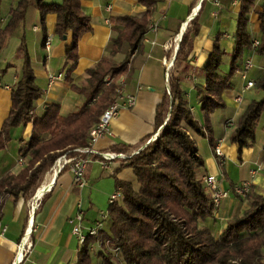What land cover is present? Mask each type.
Here are the masks:
<instances>
[{"label":"crops","instance_id":"1","mask_svg":"<svg viewBox=\"0 0 264 264\" xmlns=\"http://www.w3.org/2000/svg\"><path fill=\"white\" fill-rule=\"evenodd\" d=\"M16 1H9L4 19H1L2 24ZM79 1L82 11L90 18L91 31L78 42V61L72 72L69 73L71 63L65 59V48L72 43V34L67 33L64 39L55 33V14H47L42 27L39 12L30 9L25 22L7 38L0 52V130L11 107V89L20 77L22 59L17 56L16 50L24 38L35 84L42 93L41 98L34 103L32 111V115L39 118L44 115L46 106L51 104L59 105V114L63 117L79 110L86 98L73 91L71 86L83 87L88 78L87 71L102 59L115 64L127 59L129 75L118 81L124 84V92L127 95L135 97V105L121 109L118 117L110 124V134L101 138L94 148L105 154H121L111 150L112 147L120 145L130 147L127 154L142 150L158 135V132H154L157 107L165 93L169 94L166 74L169 75L175 68V57L181 38L191 29L193 20L197 21L199 28L197 35L192 39V49L187 58L189 69L183 72L181 88L193 117L202 126L203 114L197 96V89H203L205 85L202 70L208 63V56L215 43L218 42L225 52L222 66L227 65V69L222 71L224 74L228 72L241 0H158L149 25L150 27L157 24L156 31H150L148 28L135 51L129 53L128 46L123 45L113 57L109 53L115 31L114 26L109 23V18H141L147 8L141 5L139 0ZM60 2L61 0L44 1L47 5ZM261 4L262 0H255L248 14L247 30L252 43H258L260 39V23L256 11ZM16 32L20 35L13 41L12 57L6 60L3 58L4 53ZM47 40L48 49L45 47ZM246 62H250L251 68L244 80L241 71ZM6 65H10V68L1 74ZM168 65L171 67L167 70ZM59 73L63 76L62 80L49 87L48 75ZM262 74L264 56L255 55L253 50L245 51L231 80L230 89L222 94L225 107L210 116V133L205 131L201 136L190 133L204 164L197 171L198 178L202 180L205 176H212L218 180L220 187L228 192V196L216 209L214 217L203 223L215 236L219 235L230 218L249 207L247 198L238 197L233 193L235 186L249 183L252 194L264 195V114L259 120L254 144L243 149L240 156L238 147L230 141L237 120L246 107L264 97V93L254 87L242 92L247 81L255 83ZM238 97L241 98L239 103L235 101ZM167 117L168 115L165 119ZM229 121L233 122V127L227 126ZM31 129V124H28L12 130L9 142L5 148L0 149V177L7 173L17 174L26 163L27 159H21L18 151L21 145L28 142ZM216 147L221 150L223 158L215 155ZM89 159L84 173L85 186L82 188L74 183L68 169L57 172L51 167L49 172L44 173L37 191L45 190L32 216L30 198L14 201L9 197L4 201L0 218V264L15 263L17 247L25 232L30 233L32 249L20 264H75L81 245L72 234L71 220L79 212L83 214L84 233L95 227L98 222H102L101 230L106 232L107 221H102L101 216L107 215V201L116 189L113 175L120 180L134 183L119 176L122 160H115L109 168H104L100 157L90 156ZM134 186L137 187L135 184ZM101 253L113 255V250L108 244H95L90 247L91 256L99 259L102 258ZM113 264L123 263L118 259L113 261Z\"/></svg>","mask_w":264,"mask_h":264},{"label":"trees","instance_id":"2","mask_svg":"<svg viewBox=\"0 0 264 264\" xmlns=\"http://www.w3.org/2000/svg\"><path fill=\"white\" fill-rule=\"evenodd\" d=\"M44 1H16L7 20L0 24V52L7 38L25 22L30 9L39 12L42 27L45 16L52 13L56 15L55 33L60 38L69 32L72 34V43L65 48V59L71 63L70 73L78 61V42L91 31L90 18L82 11L79 0H61L58 4L49 5ZM157 2L139 0L147 8L141 18H109L115 31L110 42L111 57L123 45L128 46L129 53L135 51L148 31ZM254 3L255 0H241L228 72L224 74L221 69L225 52L218 42L202 70L205 85L203 89H197L203 114L202 126L193 117L181 88L183 72L189 69L187 58L192 49V39L198 33L197 21L193 20L191 29L183 34L175 57V68L168 76L169 94L165 93L156 111L154 132L158 135L136 155L122 160L119 167L132 170L137 187L113 175L116 188L121 190V198L109 205L106 218L109 232L101 231L98 237H87L75 264H91L90 247L95 244H108L113 250V255L101 253L103 264H113L118 259L123 264H264V195H254L250 190L243 197L247 198L249 207L230 218L218 236L213 235L203 223L214 217L216 208L197 176V171L204 164L190 134L201 136L205 131L210 133V116L225 107L222 94L230 89L245 51L253 50L255 55L264 56V0L256 11L260 39L254 48L247 30L248 14ZM16 54L22 59L20 77L11 89V107L0 130V149L9 142L13 129L28 124L32 129L28 142L18 151L21 159H27L26 163L17 174L7 173L0 177V218L6 199L28 198L42 175L58 158L65 154L75 156V149L87 146L90 130L116 98L118 80L129 75L127 59L119 64L102 59L87 71L88 78L83 87L71 86L73 91L86 98L79 110L63 117L59 114V105L51 104L39 118L33 116L32 111L42 93L35 84L24 38ZM9 68L10 65H6L1 74ZM107 76L110 80L105 85ZM254 88L264 93V74L255 81ZM262 114L264 97L251 102L238 118L230 141L238 147L239 156L243 149L254 144ZM111 150L127 154L130 147L120 145Z\"/></svg>","mask_w":264,"mask_h":264},{"label":"built area","instance_id":"3","mask_svg":"<svg viewBox=\"0 0 264 264\" xmlns=\"http://www.w3.org/2000/svg\"><path fill=\"white\" fill-rule=\"evenodd\" d=\"M1 22H3L1 20ZM157 29V24H152L149 27L150 31H156ZM257 42H254L252 44L253 48L257 45ZM49 46V40L45 42V47L48 49ZM171 66H167V70ZM251 68L250 62H246L243 66V69L241 71L242 78L245 80L246 79V74L248 70ZM168 74H166V81H168ZM63 76L62 74H50L48 75L47 81H48V86L51 87L54 85L56 82L62 80ZM110 80V77L107 76L105 78V85H108V82ZM119 88L116 93V98L114 102L103 111L101 114L99 121L97 124H95L92 129L89 132V139L87 146L84 148L80 149H75L73 152L76 153L75 156H68L67 154L62 155L60 158H58L55 163L53 164L52 168L60 172L64 170L65 168L68 169V171L72 174L73 176V181L74 183L82 188L85 186V179H84V173L86 170V167L88 163L90 162L89 157L90 156H98L101 158L103 167L104 168H109L110 164L114 162L115 160H124L126 158H130L131 156L135 155L138 153L135 152L132 155H124V154H105V153H100L97 151L94 147L98 143V141L103 138L106 135L110 134L109 128L111 122L116 119L121 111L122 108H131L135 105V97L131 95H127L124 92V84L120 81H118ZM254 87V82L252 81H247L245 87L243 88L242 92L251 89ZM237 103L241 102V98L238 97L235 99ZM233 122L229 121L227 123L228 127H233ZM140 151V150H139ZM215 155L219 158H223V154L219 147L215 148ZM22 163V160L20 161ZM203 186L206 190V193L210 196L212 203L214 207L217 209L223 199H225L228 196V192L223 190L220 187V184L218 180L212 176H205L202 179ZM233 193L238 196V197H245L250 193V184L249 183H243L239 186H235L233 188ZM42 196V195H41ZM41 198V197H40ZM40 198H36L35 195L31 199V204H30V214L31 216L34 214V211L37 208V202ZM121 198V190L120 188H116L115 191L110 195L108 199V205H113L117 201H119ZM102 221H105L107 218V215H102L101 216ZM83 214L82 212H79L75 215V217L71 220L72 223V234L76 236L79 245L82 246L84 243L85 239L87 237H98L100 235L101 230V223L98 222L97 225L93 228H90L87 230L86 233L83 232ZM32 249V243L30 240V233L25 232L18 247H17V253H16V258H15V263L17 264L22 263L27 256L29 255L30 251Z\"/></svg>","mask_w":264,"mask_h":264},{"label":"rangeland","instance_id":"4","mask_svg":"<svg viewBox=\"0 0 264 264\" xmlns=\"http://www.w3.org/2000/svg\"><path fill=\"white\" fill-rule=\"evenodd\" d=\"M9 1L10 0H2V2H1V16H0V21H1V19H4L3 18V16L6 14V12H5V10L7 9V7H8V4H9ZM48 2L50 1H53V0H47ZM60 1V0H59ZM7 19H5V21H6ZM0 24H2L1 22H0ZM19 35H20V33L19 32H16L15 34H14V36H13V40L10 42V45H9V47L6 49V51H5V53H4V56H3V58L4 59H6V60H9L11 57H12V53H13V41H16L17 39H18V37H19ZM222 70H226L227 69V65H223L222 66V68H221ZM156 139V138H155ZM154 139V140H155ZM153 140V141H154ZM152 141V142H153ZM136 152V151H135ZM139 152V151H138ZM132 153H130V154H127L128 156L129 155H131ZM136 155V154H135ZM50 170V169H49ZM49 170H48V172H49ZM43 176L44 175H42V177H41V179H40V181H39V183H38V186H37V188L28 196V198H30V199H32L33 197H34V195H35V193L37 192V190H39V188H40V186H41V182L43 181ZM119 176L120 177H124V178H126V180H128V181H132L135 185H136V181H135V177H134V175H133V173H132V170L129 168V167H123L122 169H121V171H120V174H119ZM30 202H32V201H30ZM107 203H108V201H107ZM105 231L106 232H109V225H108V223L106 224V226H105ZM91 264H103V259L101 258V257H99V259H98V257H95V256H91Z\"/></svg>","mask_w":264,"mask_h":264},{"label":"bare ground","instance_id":"5","mask_svg":"<svg viewBox=\"0 0 264 264\" xmlns=\"http://www.w3.org/2000/svg\"><path fill=\"white\" fill-rule=\"evenodd\" d=\"M44 190H45V189H43V190H41V191H37V192L35 193V197H36L37 199L40 198L41 195L43 194Z\"/></svg>","mask_w":264,"mask_h":264},{"label":"water","instance_id":"6","mask_svg":"<svg viewBox=\"0 0 264 264\" xmlns=\"http://www.w3.org/2000/svg\"><path fill=\"white\" fill-rule=\"evenodd\" d=\"M64 39H66V37L64 36Z\"/></svg>","mask_w":264,"mask_h":264}]
</instances>
